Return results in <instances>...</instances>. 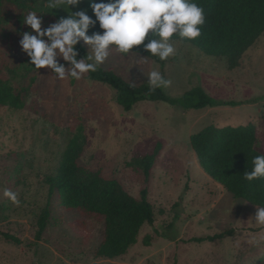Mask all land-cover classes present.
I'll return each instance as SVG.
<instances>
[{"label":"rangeland","instance_id":"rangeland-1","mask_svg":"<svg viewBox=\"0 0 264 264\" xmlns=\"http://www.w3.org/2000/svg\"><path fill=\"white\" fill-rule=\"evenodd\" d=\"M49 0H0V78L24 97L21 110L0 108V264H255L264 256V225L257 211L235 199L205 175L189 137L208 126L256 129V150L264 154V33L242 55L239 67L225 59L199 56L198 50L173 42L176 53L159 63L115 47L99 67L133 85L148 84L156 68L170 98L194 87L210 97L241 101L238 107L185 111L164 102H140L123 112L115 91L85 78L60 80L50 69H34L20 47L22 33L35 35L23 24L29 11L38 13L41 30L78 11L91 12V0L75 7L46 9ZM47 43V37L43 38ZM79 43L91 54V46ZM198 52V53H197ZM159 59V58H158ZM64 61L57 56L56 62ZM158 66V67H157ZM70 67H66V74ZM230 83H235L232 86ZM250 101H256L252 103ZM83 128L86 144L79 159L85 173L99 172L117 181L133 198L146 188L154 223L143 225L137 242L114 260L96 258L103 223L58 209L48 200L47 178L53 176L71 131ZM157 150L146 182L137 157ZM9 190L19 203L4 196ZM178 203V206H174ZM47 225L36 238L38 220L47 209ZM233 230L213 242H190ZM2 234L19 240L7 241ZM150 237L148 246L144 238Z\"/></svg>","mask_w":264,"mask_h":264},{"label":"trees","instance_id":"trees-1","mask_svg":"<svg viewBox=\"0 0 264 264\" xmlns=\"http://www.w3.org/2000/svg\"><path fill=\"white\" fill-rule=\"evenodd\" d=\"M109 2V0H95ZM203 9L205 21L199 26L201 35L195 40L181 39L174 35L173 42H182L198 50L199 56L225 59L227 68L239 67L242 55L264 33V0H190ZM94 21L92 12L87 13ZM68 18L58 16V19ZM101 33L98 22L89 29L87 35ZM151 36V34H149ZM148 39L140 46H134L129 53L154 60L144 50ZM77 60L87 58L86 49L78 42L74 47ZM64 68L71 67L66 62H56ZM52 75L55 73L50 69ZM85 78L98 82L115 91V102L123 112H130L140 102H164L172 107L185 111L202 110L217 107H238L241 101H224L210 97L201 87H194L179 98L168 97L162 88L151 89L148 84L133 85L116 75L111 70L100 67L95 72L87 73ZM74 79L71 78L73 82ZM256 103V101H250ZM24 97L0 78V108L21 110ZM256 129L248 124L237 127L208 126L189 137L190 147L202 172L220 185L223 190L235 199H240L253 207H264V178L248 181L244 178L250 172L253 158L264 156L256 150ZM86 144V137L81 126L70 133L58 167L53 176L47 178L48 200L54 201L63 212H74L82 218L103 223L100 243L95 249L96 258L114 260L124 256L136 244L139 231L143 225L154 223L153 207L148 201V191L139 192V200L130 196L115 180H108L99 172L85 173L79 164ZM158 152L137 157L133 160L136 167L142 169L144 180L149 179ZM176 203L174 206H178ZM49 205L38 220L36 238L39 239L45 230L50 216ZM234 231H223L220 234L205 238H192L190 242H213ZM10 242L19 244L15 237L2 234ZM150 237L144 238L148 246ZM255 264H264V256Z\"/></svg>","mask_w":264,"mask_h":264},{"label":"clouds","instance_id":"clouds-1","mask_svg":"<svg viewBox=\"0 0 264 264\" xmlns=\"http://www.w3.org/2000/svg\"><path fill=\"white\" fill-rule=\"evenodd\" d=\"M81 2L83 0H49L45 7L48 10H67ZM89 7L95 21L82 10L69 14L68 18L58 20L45 30H41L38 13L46 11H29L24 16L23 24L35 35L24 32L19 43L34 69H51L60 80H80L106 61L110 46L121 54H127L134 46L142 45L146 38L148 42L144 50L164 61L176 53L172 41L174 35L195 40L201 35L199 26L205 21L203 9L190 0H109L107 3L91 0ZM97 22L102 34L87 35ZM44 37H47V43ZM80 40L91 46V54L86 60L76 58L74 47ZM57 56L71 65L67 74L65 68L56 63ZM170 83L156 68L148 74L151 89L166 88ZM252 164L251 171L244 178L248 181L264 178V156L256 155ZM4 196L13 203H19L17 194L12 191L5 190ZM253 219L255 223L264 225V207L257 208Z\"/></svg>","mask_w":264,"mask_h":264},{"label":"crops","instance_id":"crops-1","mask_svg":"<svg viewBox=\"0 0 264 264\" xmlns=\"http://www.w3.org/2000/svg\"><path fill=\"white\" fill-rule=\"evenodd\" d=\"M198 53V52H197ZM232 86H235V83H230ZM227 101V100H226ZM209 111H206L208 112L209 114L212 113L214 110L212 108L208 109ZM222 188V187H221ZM223 189V188H222Z\"/></svg>","mask_w":264,"mask_h":264}]
</instances>
